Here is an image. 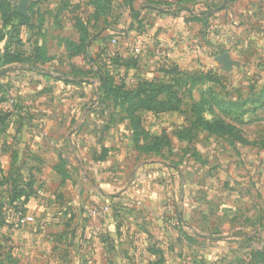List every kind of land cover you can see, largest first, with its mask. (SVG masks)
Listing matches in <instances>:
<instances>
[{"label":"rangeland","instance_id":"rangeland-1","mask_svg":"<svg viewBox=\"0 0 264 264\" xmlns=\"http://www.w3.org/2000/svg\"><path fill=\"white\" fill-rule=\"evenodd\" d=\"M21 17L0 74L25 107L63 109L44 118L62 153L20 174L18 224L0 163V264H264V0H28ZM148 103L168 110H126Z\"/></svg>","mask_w":264,"mask_h":264},{"label":"crops","instance_id":"crops-1","mask_svg":"<svg viewBox=\"0 0 264 264\" xmlns=\"http://www.w3.org/2000/svg\"><path fill=\"white\" fill-rule=\"evenodd\" d=\"M8 77L9 76H6L4 73L0 74V84H7L9 86L6 98L11 97L17 104L20 103L23 106H21L23 110H26L29 116L30 114L35 115L37 113L38 119L35 117L32 119V121L30 120L26 124L8 125V128L6 129L3 136H0V163L2 162L7 164V175L11 177H13L12 174L14 173H19L22 174V176H25V172L26 176H30L29 173L35 166L32 165L31 161H36L38 163L36 165L37 169L34 170L52 171L54 166L56 167V161L59 159L60 154L62 153V145L61 141L48 137L47 131H49L51 127L60 126V123L57 120H54L52 125L50 122L47 123L48 120H45L44 118L47 113L50 114L51 112H54L55 114L58 113L59 115L63 112V109H52L49 107L45 110H42V106H38V109L35 107H25V98L28 97V92H16L14 86L18 85V81H13L10 79V77L7 79ZM46 92V90L38 92L39 102L42 105L44 100H46V96H48ZM6 104L7 103L4 104L5 107ZM2 106L3 104L1 107ZM78 110L79 109L77 107L73 106L69 108L70 113L73 111L77 112ZM89 113V108H84V111H82V114L85 115L86 118L88 117ZM76 144L78 143L76 142ZM48 154L50 156L48 159L51 160L49 162H47L46 159ZM3 169L5 168L0 165V173ZM31 203L32 202H28V206L26 204L25 207H30Z\"/></svg>","mask_w":264,"mask_h":264},{"label":"trees","instance_id":"trees-1","mask_svg":"<svg viewBox=\"0 0 264 264\" xmlns=\"http://www.w3.org/2000/svg\"><path fill=\"white\" fill-rule=\"evenodd\" d=\"M3 1V0H2ZM1 1V2H2ZM3 3H0V5ZM6 16V17H5ZM4 21V24H10L12 29L10 31H5L2 27L0 29V42H4V45L1 47L2 54H0V66L2 67L3 64L6 62L7 53L10 51V38L13 37V29L17 26L18 21H24L25 18L19 16L16 11H13L11 14L6 15L5 13L0 15V19ZM11 19H14L13 22ZM6 26V25H5ZM1 53V52H0ZM5 53V54H4ZM3 71H0L2 73ZM9 86L7 84H0V136H3L8 125H17V124H26L31 119L29 114L24 111L23 108L19 107V105L14 101V104L11 108H7L4 106L7 103L8 98H6V94H8ZM149 90V91H148ZM158 86L152 83H140L138 90L135 92V98L138 100L142 99L144 101L146 98L151 99L152 97H156L158 93ZM120 93V98H127L131 95V92H123L121 87H118V92ZM124 93V94H123ZM118 96H114L113 98H117ZM3 106L1 107V105ZM129 110V113L135 112H146V113H154L157 114L162 111L168 110V108H162V106H154L151 103L148 104H139L134 109H126ZM15 114V115H14ZM216 125V123H215ZM13 177L8 176L7 180L9 181L8 184V194H7V204L9 208V216L13 213H23L22 207L24 208L25 202L28 200L27 196V187H29V182L23 183L21 180H18L20 177L19 173L12 174ZM3 204V203H2ZM2 206V205H1ZM262 217L264 218V210Z\"/></svg>","mask_w":264,"mask_h":264},{"label":"built area","instance_id":"built-area-1","mask_svg":"<svg viewBox=\"0 0 264 264\" xmlns=\"http://www.w3.org/2000/svg\"><path fill=\"white\" fill-rule=\"evenodd\" d=\"M132 52L133 53H135L136 55L139 53V49L138 48H133L132 49ZM14 104V101L11 99V98H8V101H7V108L9 109V108H11L12 107V105ZM105 209L106 208H102L101 210H103V211H105ZM24 220H25V217H24V215L22 214V213H20V212H18V213H13L12 215H11V221H13V223H16V224H18V223H23L24 222Z\"/></svg>","mask_w":264,"mask_h":264},{"label":"water","instance_id":"water-1","mask_svg":"<svg viewBox=\"0 0 264 264\" xmlns=\"http://www.w3.org/2000/svg\"><path fill=\"white\" fill-rule=\"evenodd\" d=\"M27 2L28 0H20L16 12L20 16H26V7H27ZM219 60L225 64V65H230V62L228 60V57L226 55H222L219 57Z\"/></svg>","mask_w":264,"mask_h":264}]
</instances>
